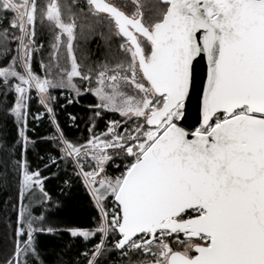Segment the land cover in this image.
<instances>
[{
  "label": "snow or ice",
  "instance_id": "obj_1",
  "mask_svg": "<svg viewBox=\"0 0 264 264\" xmlns=\"http://www.w3.org/2000/svg\"><path fill=\"white\" fill-rule=\"evenodd\" d=\"M0 60V182L17 185L0 264H264V0H0ZM83 94L87 135L70 137L58 110L79 128ZM38 139L47 172L83 183L92 227L56 222Z\"/></svg>",
  "mask_w": 264,
  "mask_h": 264
},
{
  "label": "trees",
  "instance_id": "obj_2",
  "mask_svg": "<svg viewBox=\"0 0 264 264\" xmlns=\"http://www.w3.org/2000/svg\"><path fill=\"white\" fill-rule=\"evenodd\" d=\"M103 40L97 35L94 39H91L88 43V47L95 54H99V51H103L102 48ZM99 50V51H98ZM3 61L0 60V64ZM37 71H39V66L34 65ZM55 94V93H54ZM60 102L65 103L63 96L60 97ZM95 103V98L90 94H83L78 98V102L67 105V111L76 115L81 123L79 128H69L66 124L67 115L64 114L63 109H59L58 112L61 113L60 121L61 125L65 127L66 133L70 137H79L82 134L87 135L85 129V123L88 117L91 115V110L89 105ZM11 126L9 125V128ZM29 127H34L30 122ZM99 127H103L100 124ZM34 137H43L49 135V127L47 121L43 122L36 132H33ZM57 155L55 149L51 148L48 141L39 140L38 146L34 151L30 152V162L33 168L37 165L44 170L45 174L49 176L51 183L46 182V187L52 190L53 199L57 202V207L53 208L52 211L55 214L56 222L61 226H78L83 228L92 227L94 224V217L96 215V210L92 206L90 197L87 194V190L84 188L83 183L78 180L71 167H65L63 162L58 161V167L52 166V173H57L58 175H52V173L47 172L44 169L43 161L39 157H44L45 160L49 156ZM72 183L70 186L64 184V180L70 178ZM17 199V185L14 181H10L7 185L0 182V258L2 254H5L10 249V229L7 227L9 223H14L15 214L11 210L9 205L5 202L11 201L16 202ZM10 218V219H9ZM61 243H67L66 240ZM81 249V245H77L72 249V254L74 255L76 251ZM49 255L52 256L51 250Z\"/></svg>",
  "mask_w": 264,
  "mask_h": 264
},
{
  "label": "water",
  "instance_id": "obj_3",
  "mask_svg": "<svg viewBox=\"0 0 264 264\" xmlns=\"http://www.w3.org/2000/svg\"><path fill=\"white\" fill-rule=\"evenodd\" d=\"M206 62L201 61L198 65V86H201L200 97H202V85L206 81ZM200 97H192L186 104L185 117L179 122L185 130L191 132L199 127L201 120Z\"/></svg>",
  "mask_w": 264,
  "mask_h": 264
},
{
  "label": "rangeland",
  "instance_id": "obj_4",
  "mask_svg": "<svg viewBox=\"0 0 264 264\" xmlns=\"http://www.w3.org/2000/svg\"><path fill=\"white\" fill-rule=\"evenodd\" d=\"M23 203H24V204H28V203H29L28 199L25 198L24 201H23Z\"/></svg>",
  "mask_w": 264,
  "mask_h": 264
},
{
  "label": "built area",
  "instance_id": "obj_5",
  "mask_svg": "<svg viewBox=\"0 0 264 264\" xmlns=\"http://www.w3.org/2000/svg\"><path fill=\"white\" fill-rule=\"evenodd\" d=\"M198 128V127H197Z\"/></svg>",
  "mask_w": 264,
  "mask_h": 264
}]
</instances>
